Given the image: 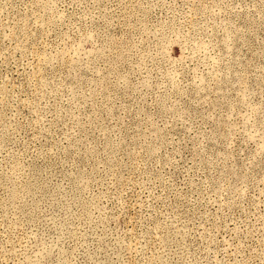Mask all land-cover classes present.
Listing matches in <instances>:
<instances>
[{
  "label": "rangeland",
  "instance_id": "374dc122",
  "mask_svg": "<svg viewBox=\"0 0 264 264\" xmlns=\"http://www.w3.org/2000/svg\"><path fill=\"white\" fill-rule=\"evenodd\" d=\"M0 264H264V0H0Z\"/></svg>",
  "mask_w": 264,
  "mask_h": 264
}]
</instances>
